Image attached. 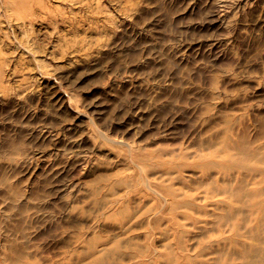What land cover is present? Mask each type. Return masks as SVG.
<instances>
[{
  "label": "rangeland",
  "instance_id": "1",
  "mask_svg": "<svg viewBox=\"0 0 264 264\" xmlns=\"http://www.w3.org/2000/svg\"><path fill=\"white\" fill-rule=\"evenodd\" d=\"M16 1L0 0V264L222 257L223 188L264 185L233 161L264 156V0Z\"/></svg>",
  "mask_w": 264,
  "mask_h": 264
},
{
  "label": "bare ground",
  "instance_id": "2",
  "mask_svg": "<svg viewBox=\"0 0 264 264\" xmlns=\"http://www.w3.org/2000/svg\"><path fill=\"white\" fill-rule=\"evenodd\" d=\"M17 3L16 0H8V6L13 9V6ZM74 4V3H73ZM1 9V8H0ZM8 26V25H7ZM230 154V153H229ZM233 155V154H232ZM243 160H237L235 158V164L244 166L249 169V172L253 170L258 171L262 176L261 180L264 182V156L260 157L259 161L261 164L251 161L250 157L242 158ZM263 161V162H262ZM245 187V186H244ZM223 190L226 192V200L224 206L220 207V212L217 213V218L214 223L218 227H223L228 225L231 228L229 250L222 255V257L217 256L215 262H199L200 264H264V247L260 245H252L249 241L247 243H239L237 246V235L239 236V229L246 223L247 228L250 232V238L256 240L257 242H264V185L258 190L244 191L240 187L232 189L231 187H224ZM239 202V203H238ZM251 211L249 214H253V217L248 221L245 220L243 215L244 210ZM245 210V211H246ZM246 211V212H248ZM238 215L240 218H238ZM246 215V213H245ZM247 217V215H246ZM216 226V227H217ZM218 229V228H217ZM220 231V230H219ZM218 231V236L221 233ZM237 242H236V241ZM235 241V243H234ZM238 249V257L236 259V250ZM87 252V251H86ZM234 253V255H233ZM233 255V256H232ZM131 256V254H130ZM170 260L172 255L170 253L167 256ZM189 259V258H188ZM238 260V261H237ZM184 262L175 264H190L186 263V258L183 259ZM93 264H104V261L99 262L94 261Z\"/></svg>",
  "mask_w": 264,
  "mask_h": 264
}]
</instances>
